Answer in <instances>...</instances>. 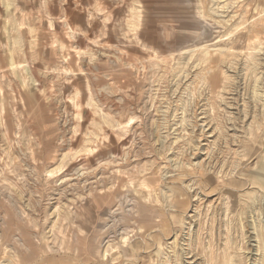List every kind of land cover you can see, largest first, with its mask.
Returning <instances> with one entry per match:
<instances>
[{"label":"rangeland","instance_id":"rangeland-1","mask_svg":"<svg viewBox=\"0 0 264 264\" xmlns=\"http://www.w3.org/2000/svg\"><path fill=\"white\" fill-rule=\"evenodd\" d=\"M262 10L0 0V264H263Z\"/></svg>","mask_w":264,"mask_h":264},{"label":"bare ground","instance_id":"bare-ground-1","mask_svg":"<svg viewBox=\"0 0 264 264\" xmlns=\"http://www.w3.org/2000/svg\"><path fill=\"white\" fill-rule=\"evenodd\" d=\"M198 16H201V17H205V9H204V7H202V6H200V5H198ZM260 8V7H259ZM260 11V10H259ZM261 15H262V18H260L256 23H255V25L254 26H252L251 28L252 29H254L255 30V33L257 34V35H260V36H262L261 38H262V40L264 41V10H262L261 11ZM258 17V16H257ZM226 45V44H225ZM224 45V46H225ZM219 47V46H218ZM220 49V48H219ZM261 50V49H260ZM223 52V51H222ZM225 52V51H224ZM205 53V52H204ZM205 56V55H204ZM258 58H259V55L258 56H255L254 57V59L252 60V67L255 69V70H257V66H258ZM255 84L257 85L258 84V79L257 78H255ZM258 87V85L256 86V88ZM253 88H255V87H253ZM255 90V89H254ZM259 90V88L258 89H256V92ZM256 99H258L259 100V96H258V93H256V97H255ZM255 99V100H256ZM260 102V101H259ZM258 103V102H257ZM257 175V174H256ZM258 176V175H257ZM261 181V180H260ZM263 181V180H262ZM262 183V182H261ZM260 183V184H261ZM250 208V207H249ZM181 213V212H180ZM260 232V231H259ZM126 241V240H125ZM124 241V242H125ZM121 245V244H120ZM229 264V263H228ZM264 264V263H263Z\"/></svg>","mask_w":264,"mask_h":264}]
</instances>
